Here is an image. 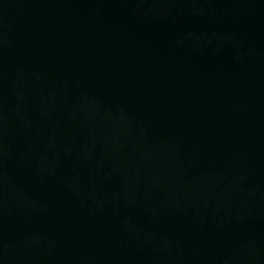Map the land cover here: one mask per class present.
Returning <instances> with one entry per match:
<instances>
[{"label": "water", "instance_id": "1", "mask_svg": "<svg viewBox=\"0 0 264 264\" xmlns=\"http://www.w3.org/2000/svg\"><path fill=\"white\" fill-rule=\"evenodd\" d=\"M0 264H264V0H0Z\"/></svg>", "mask_w": 264, "mask_h": 264}]
</instances>
